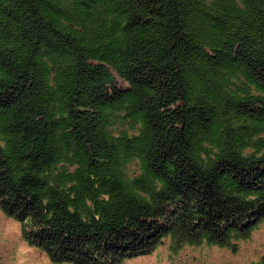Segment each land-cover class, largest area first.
I'll list each match as a JSON object with an SVG mask.
<instances>
[{"label":"trees","instance_id":"16d2710c","mask_svg":"<svg viewBox=\"0 0 264 264\" xmlns=\"http://www.w3.org/2000/svg\"><path fill=\"white\" fill-rule=\"evenodd\" d=\"M0 210L54 264L238 252L264 221V0H0Z\"/></svg>","mask_w":264,"mask_h":264},{"label":"rangeland","instance_id":"374dc122","mask_svg":"<svg viewBox=\"0 0 264 264\" xmlns=\"http://www.w3.org/2000/svg\"><path fill=\"white\" fill-rule=\"evenodd\" d=\"M251 239L239 243V251L227 248L187 247L175 260L169 257V240L151 255L126 260L122 264H240L257 260L264 253V221L252 232ZM0 264H54L41 250L21 237L19 222L0 210ZM69 264V263H65Z\"/></svg>","mask_w":264,"mask_h":264}]
</instances>
